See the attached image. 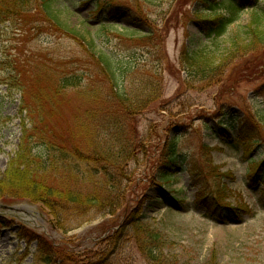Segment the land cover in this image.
<instances>
[{
	"label": "rangeland",
	"instance_id": "374dc122",
	"mask_svg": "<svg viewBox=\"0 0 264 264\" xmlns=\"http://www.w3.org/2000/svg\"><path fill=\"white\" fill-rule=\"evenodd\" d=\"M60 1L71 7L73 26L86 30V41L52 31L35 10L17 22L0 20V180L24 125L32 128L21 114V92L9 90L10 77L20 74L27 92L55 95L56 131L75 133L86 112H95V129L118 126L102 149L95 138V170L103 183L100 154L131 145L121 165L108 167L123 173L116 191L121 206L114 214L59 219L25 198L0 200V264H264V118L257 115L264 110V49L224 77L200 83L187 78L181 55L190 43H205L211 24L200 21L202 0ZM241 2L245 12L222 38L223 51L245 38L251 9L264 6V0ZM148 26L155 31L149 39L120 35ZM101 53L130 66L126 91L131 103L142 98L141 107L126 109L115 99ZM71 77L80 84L56 95L55 86ZM79 138L68 139L67 148L81 145ZM175 138L184 169L171 185L156 186L162 148Z\"/></svg>",
	"mask_w": 264,
	"mask_h": 264
},
{
	"label": "trees",
	"instance_id": "16d2710c",
	"mask_svg": "<svg viewBox=\"0 0 264 264\" xmlns=\"http://www.w3.org/2000/svg\"><path fill=\"white\" fill-rule=\"evenodd\" d=\"M142 1L150 3V0ZM202 3L204 8L200 11L202 12L200 21L205 23L210 19L211 24L204 31L205 43L200 46L190 43L185 47L181 55V63L187 78L200 83H210L224 77L231 65L241 63L250 53L253 54L260 48L264 49V6L251 9V19L246 27L245 38L233 40L223 51L222 38L245 12L242 2L241 0H202ZM136 8L140 11L139 6ZM28 9L35 10L43 21L50 25L52 31L78 41H86V30L73 26L71 7L62 4L60 0H0V20L17 22L20 17L28 13ZM129 32L132 35L141 33L149 39L155 31L148 26L146 32L124 29L120 35ZM97 59L114 86L115 99L126 109L141 107L139 103L143 102L142 98L137 96L136 103H131L129 92L126 91L124 75L131 70L130 66H119L107 53L99 54ZM19 79L20 74L10 77L14 82L9 90L21 92L22 101L25 100L21 114L26 116L25 119L32 120V128L28 129L24 125L18 151L10 161L4 178L0 180V200L25 198L44 205L59 219L70 216L83 219L90 215L95 216V213L114 214L113 209L121 206L116 191H119V179L122 178L123 173L117 170L114 173L108 167L121 165L128 152H132V147L126 144L120 154L113 153L112 150L100 154L101 159L104 158L102 160L104 163L99 164L100 170L106 178L100 183L96 180L99 171L95 170V138H98V145L101 148L104 143L108 144L105 139L111 134L109 131L113 128L119 131L118 126H100L95 129V112H86L84 116L89 119L82 120L75 133L67 135L56 131L51 124L57 108L55 95L43 89H38L34 93L27 92V89L19 84ZM79 84L75 78H65L61 84L55 86L56 95ZM143 90L150 92V85L145 86ZM27 100H30L31 104H28ZM257 115L262 122L264 110H260ZM235 126L236 123H229L227 127ZM247 131L251 133L252 130L248 128ZM100 133H103L101 140L98 137ZM73 137H80L81 145L68 149V139ZM262 142L264 143V140ZM178 143V138L167 140L162 148L154 179L156 186L171 185L178 169L183 171L184 168L178 163ZM259 143L257 134L250 138L249 145H254V148ZM70 160L75 164L74 167L68 168ZM251 162L255 163L253 160ZM149 255L153 262L160 261L154 250L149 251ZM47 264L50 262L48 261Z\"/></svg>",
	"mask_w": 264,
	"mask_h": 264
}]
</instances>
